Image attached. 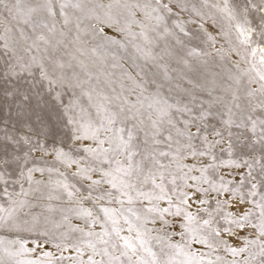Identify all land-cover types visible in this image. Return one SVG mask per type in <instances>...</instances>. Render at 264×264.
Instances as JSON below:
<instances>
[{
    "label": "snow or ice",
    "instance_id": "obj_1",
    "mask_svg": "<svg viewBox=\"0 0 264 264\" xmlns=\"http://www.w3.org/2000/svg\"><path fill=\"white\" fill-rule=\"evenodd\" d=\"M0 233V264H264V0H0Z\"/></svg>",
    "mask_w": 264,
    "mask_h": 264
},
{
    "label": "rangeland",
    "instance_id": "obj_2",
    "mask_svg": "<svg viewBox=\"0 0 264 264\" xmlns=\"http://www.w3.org/2000/svg\"><path fill=\"white\" fill-rule=\"evenodd\" d=\"M220 2H222V0H220ZM0 234H2V233H0ZM29 246H32V245L30 244ZM46 248H47V250L52 251L54 254L59 255L57 250L54 247H52V245H47ZM65 255H68V253H66ZM65 264H67V262H65Z\"/></svg>",
    "mask_w": 264,
    "mask_h": 264
}]
</instances>
